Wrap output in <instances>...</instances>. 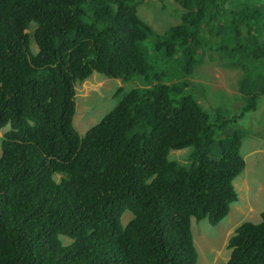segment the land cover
Instances as JSON below:
<instances>
[{"label": "trees", "instance_id": "1", "mask_svg": "<svg viewBox=\"0 0 264 264\" xmlns=\"http://www.w3.org/2000/svg\"><path fill=\"white\" fill-rule=\"evenodd\" d=\"M141 1L0 0V264H196L191 219L216 225L238 199V119L264 94V0H177L162 32ZM207 48L242 69L241 110L195 95ZM94 71L129 88L80 135L75 86ZM260 217L235 227L224 264H264Z\"/></svg>", "mask_w": 264, "mask_h": 264}, {"label": "rangeland", "instance_id": "2", "mask_svg": "<svg viewBox=\"0 0 264 264\" xmlns=\"http://www.w3.org/2000/svg\"><path fill=\"white\" fill-rule=\"evenodd\" d=\"M181 10L177 0H142L137 5L139 16L157 32L178 22ZM28 31H32V27ZM33 48H37L35 44ZM242 75L241 68L231 65L208 48L188 74L193 83L202 87L201 92L197 91L195 95L201 94L203 107L212 112L217 106L241 110L240 106L248 103L249 96L240 88ZM129 83L94 71L76 84L73 124L80 135L117 104ZM118 86L123 90L115 95ZM238 124L247 131L240 146L246 164L234 180L238 199L231 203L227 214L216 225H211L206 218L199 221L191 219L193 242L198 252L196 264H224L230 254L227 240L235 227L244 220L259 221L264 210V94L256 97L255 108L245 111ZM10 129L9 125L0 128V142ZM1 152L0 145V155ZM185 153L184 149L173 150L170 156L184 161ZM54 176L60 177L59 174ZM131 217L132 213L126 210L121 216L122 223Z\"/></svg>", "mask_w": 264, "mask_h": 264}]
</instances>
